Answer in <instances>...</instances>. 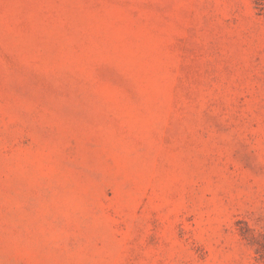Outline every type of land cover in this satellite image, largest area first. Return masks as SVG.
I'll return each mask as SVG.
<instances>
[{
    "label": "rangeland",
    "instance_id": "1",
    "mask_svg": "<svg viewBox=\"0 0 264 264\" xmlns=\"http://www.w3.org/2000/svg\"><path fill=\"white\" fill-rule=\"evenodd\" d=\"M0 264H264V0H0Z\"/></svg>",
    "mask_w": 264,
    "mask_h": 264
}]
</instances>
